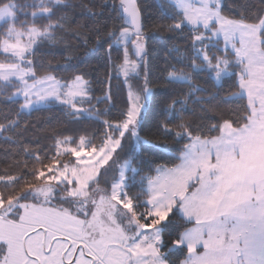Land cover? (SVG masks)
<instances>
[{
  "label": "snow or ice",
  "instance_id": "snow-or-ice-1",
  "mask_svg": "<svg viewBox=\"0 0 264 264\" xmlns=\"http://www.w3.org/2000/svg\"><path fill=\"white\" fill-rule=\"evenodd\" d=\"M159 7L147 27L139 0H0V139L9 144L0 168V264H169L160 225L173 213L183 228L172 245L186 248L179 264H264V0L230 4L238 15L225 12L224 0ZM150 31L173 38L167 55L176 63L166 58L164 80L182 95L165 97L163 118L141 135L153 91ZM59 45L83 47L85 58L104 54L102 95L93 96L87 72L57 74L80 62L42 51ZM113 72L126 99L107 119L110 109L97 106L113 104ZM227 79L233 84L220 95ZM190 103L198 118L185 115ZM56 108L68 122L97 120L102 129L65 135L58 121L41 129L46 147L26 142L33 114ZM169 137L184 141L175 162L140 175L136 154Z\"/></svg>",
  "mask_w": 264,
  "mask_h": 264
},
{
  "label": "trees",
  "instance_id": "trees-1",
  "mask_svg": "<svg viewBox=\"0 0 264 264\" xmlns=\"http://www.w3.org/2000/svg\"><path fill=\"white\" fill-rule=\"evenodd\" d=\"M72 2V0H70ZM111 2V0H109ZM142 11L145 17V23L147 27H150V22L155 20L160 13V4L165 3V0H139ZM248 4L255 5L258 0H224V9L225 12L232 11L234 15H238L234 10L229 8L230 4ZM77 12L79 9L76 10ZM25 17L21 15L20 19L23 20ZM79 18V17H77ZM68 41L73 45L76 41L69 36ZM173 38L171 36H166L163 33L159 32H149V39L147 42L148 56H147V72L149 74V79L152 82V96L149 99L148 107L145 110V118L147 123L145 124L144 130L141 132V135H149L151 131H154L155 123L157 119L163 118V99L170 94H175L177 96L182 95V91L177 88L175 85L167 84L164 80V69L167 61L171 63H176L174 57L175 53L172 52L170 55H167L168 49L171 47ZM175 42L183 44V40H176ZM44 52H55L58 55L70 54L75 55L80 58V62L72 61L68 65L63 66L62 68L57 69V74H63L65 72H71L74 70H81L89 73L90 78L93 81V96L102 95V88H106L105 85H101L98 82L99 79L107 81L105 63L106 60H99L98 58L103 53H89L87 58L84 57L83 47H77L69 50H65L63 45L56 46L55 48L42 49ZM118 53L113 51V56H117ZM178 67L180 65H177ZM144 68L141 69V78L140 80L134 81V84L141 85L143 82ZM199 83L208 89L209 92H213L215 89L213 87V81L208 79L205 74H201L198 77ZM112 96L113 104L106 105L105 103L99 104L97 107L101 110V113H104V110L107 108L110 109L106 116L102 118L107 119H116L118 116L119 110L123 107L126 99V89L123 84V77L117 78L116 73H112ZM233 84L232 79H227L223 84V90H221L220 95L224 94V91L228 90ZM187 89L185 88L184 91ZM95 103V101H93ZM185 115L192 118H198L200 116V107L199 105L189 104ZM210 115V114H209ZM32 122L36 124L35 129H30L28 135V140L26 142L38 143L41 146H47L50 142L49 137L41 131L45 127H55L57 122L60 121L63 123L64 127L61 128L63 134H79L85 132L91 134L97 129H102V125L97 120H88L81 119L77 122H68V118L63 115L61 109H53L50 113L43 112L33 114L31 118ZM155 139V138H154ZM169 142L164 143L163 139L155 140V143L158 145L147 150L139 151L134 160V166L140 169V175L150 172L154 169L156 164H169L174 163V157L178 155L180 148L184 141H174L171 137L168 138ZM9 144L4 140L0 139V168H3L7 164V160L4 159L5 153L3 149L8 148ZM128 141H125V152L121 153V158H128ZM128 175H131L129 171ZM139 180V176L136 177ZM103 181V177L101 178ZM130 190L136 192L140 190V185L130 181ZM175 213L170 214V218L166 221L161 222L162 226V236H163V250L166 252V259L169 261V264H179V261L184 258L186 255V248L182 245L177 248H172V240L179 238V233L183 228L181 223V218L179 215L173 216Z\"/></svg>",
  "mask_w": 264,
  "mask_h": 264
},
{
  "label": "rangeland",
  "instance_id": "rangeland-1",
  "mask_svg": "<svg viewBox=\"0 0 264 264\" xmlns=\"http://www.w3.org/2000/svg\"><path fill=\"white\" fill-rule=\"evenodd\" d=\"M149 102V101H148ZM120 159H121V161H123L124 160V158H121L120 157ZM128 174V173H127ZM101 183L103 184V181H101ZM160 227H161V231H162V226L160 225ZM182 246V245H181ZM177 247H179V246H174V245H172V248H177ZM161 251H163V252H165L164 250H163V236H162V243H161ZM164 258L166 259V252H165V256H164ZM167 260V259H166Z\"/></svg>",
  "mask_w": 264,
  "mask_h": 264
}]
</instances>
